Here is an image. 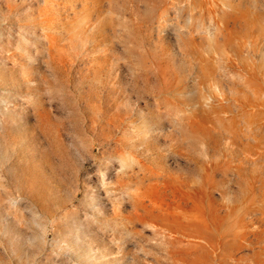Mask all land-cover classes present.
<instances>
[{
	"label": "rangeland",
	"instance_id": "rangeland-1",
	"mask_svg": "<svg viewBox=\"0 0 264 264\" xmlns=\"http://www.w3.org/2000/svg\"><path fill=\"white\" fill-rule=\"evenodd\" d=\"M0 264H264V0H0Z\"/></svg>",
	"mask_w": 264,
	"mask_h": 264
}]
</instances>
